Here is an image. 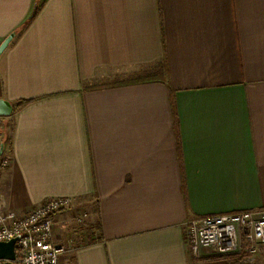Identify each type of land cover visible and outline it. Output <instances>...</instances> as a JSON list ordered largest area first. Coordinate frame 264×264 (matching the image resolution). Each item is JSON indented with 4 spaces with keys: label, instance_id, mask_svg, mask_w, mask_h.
Instances as JSON below:
<instances>
[{
    "label": "crops",
    "instance_id": "1",
    "mask_svg": "<svg viewBox=\"0 0 264 264\" xmlns=\"http://www.w3.org/2000/svg\"><path fill=\"white\" fill-rule=\"evenodd\" d=\"M12 32L0 198H74L60 264H264V246L186 241L192 217L264 208V0H0V43ZM140 66L155 77L114 81Z\"/></svg>",
    "mask_w": 264,
    "mask_h": 264
},
{
    "label": "built area",
    "instance_id": "2",
    "mask_svg": "<svg viewBox=\"0 0 264 264\" xmlns=\"http://www.w3.org/2000/svg\"><path fill=\"white\" fill-rule=\"evenodd\" d=\"M4 157L0 169L9 166ZM71 196L49 197L26 211L6 208L0 198V241L17 240L16 264H60L67 247L54 242L56 215L71 210ZM89 217L86 209L76 215L81 226ZM186 241L194 256H253L264 246V208L192 217L186 224ZM0 264H9L0 259Z\"/></svg>",
    "mask_w": 264,
    "mask_h": 264
},
{
    "label": "water",
    "instance_id": "3",
    "mask_svg": "<svg viewBox=\"0 0 264 264\" xmlns=\"http://www.w3.org/2000/svg\"><path fill=\"white\" fill-rule=\"evenodd\" d=\"M15 36L16 32H12L0 43V58L9 47ZM11 111V103L3 98H0V113L9 114ZM3 151L4 144H2L0 148V159ZM17 240L18 237H15L9 241H0V259L8 260L9 264H16L14 261L17 258Z\"/></svg>",
    "mask_w": 264,
    "mask_h": 264
},
{
    "label": "rangeland",
    "instance_id": "4",
    "mask_svg": "<svg viewBox=\"0 0 264 264\" xmlns=\"http://www.w3.org/2000/svg\"><path fill=\"white\" fill-rule=\"evenodd\" d=\"M149 70H151V69H148V67L140 66L134 72H132V75H133L132 77L131 76H128V77L126 76V77H122V78L118 77L114 81L123 80V79H126V80L141 79V78L145 77L146 74L149 73ZM11 128H12L11 119H9V118L0 119V131L5 134L4 141L6 143L10 142ZM10 153H11V149H10V151H8L6 153L5 156L1 157V159H3L4 157H8L9 160H11L12 157H11ZM1 159H0V162H1Z\"/></svg>",
    "mask_w": 264,
    "mask_h": 264
},
{
    "label": "trees",
    "instance_id": "5",
    "mask_svg": "<svg viewBox=\"0 0 264 264\" xmlns=\"http://www.w3.org/2000/svg\"><path fill=\"white\" fill-rule=\"evenodd\" d=\"M39 9H40V8H37L36 10H34V11L32 12L31 16L28 18V20H26V21L24 22V24L22 25V27L20 28V30H24V29H26V28L29 26V24H30L31 21L34 19V17H35L36 14H37V11H38ZM154 77H155V76H153V74L148 73V74L145 75V77H143V78H141V79H136V80L152 79V78H154ZM130 81H134V80H130ZM29 101H30V100L22 101V102L19 104V106H22L23 104H25V103H27V102H29Z\"/></svg>",
    "mask_w": 264,
    "mask_h": 264
}]
</instances>
